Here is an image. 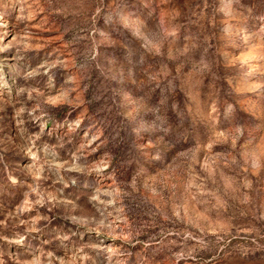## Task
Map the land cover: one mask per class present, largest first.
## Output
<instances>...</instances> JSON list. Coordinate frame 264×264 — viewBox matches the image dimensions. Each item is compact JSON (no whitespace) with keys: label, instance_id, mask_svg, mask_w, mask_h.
I'll list each match as a JSON object with an SVG mask.
<instances>
[{"label":"rangeland","instance_id":"obj_1","mask_svg":"<svg viewBox=\"0 0 264 264\" xmlns=\"http://www.w3.org/2000/svg\"><path fill=\"white\" fill-rule=\"evenodd\" d=\"M0 264H264V0H0Z\"/></svg>","mask_w":264,"mask_h":264}]
</instances>
